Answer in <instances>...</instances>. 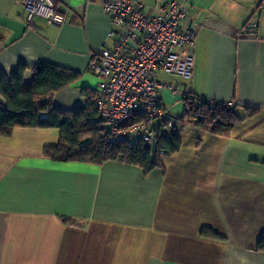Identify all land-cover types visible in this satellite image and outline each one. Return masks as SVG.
<instances>
[{"label":"crops","instance_id":"0c3cea01","mask_svg":"<svg viewBox=\"0 0 264 264\" xmlns=\"http://www.w3.org/2000/svg\"><path fill=\"white\" fill-rule=\"evenodd\" d=\"M174 1L197 29L191 79L158 75L177 88L160 90L165 112L178 115L189 93L258 111L228 137L185 124L178 151L147 173L47 158L56 128L0 136V264H264V0ZM54 2L65 21L26 24L20 0H0V70L23 63L26 84L39 61L77 73L51 100L68 111L97 95L89 63L112 40L102 0ZM247 22L253 37L239 34Z\"/></svg>","mask_w":264,"mask_h":264},{"label":"built area","instance_id":"2783aa9c","mask_svg":"<svg viewBox=\"0 0 264 264\" xmlns=\"http://www.w3.org/2000/svg\"><path fill=\"white\" fill-rule=\"evenodd\" d=\"M20 4L26 24L34 18L57 24L66 20L54 0H20ZM101 8L109 20L107 38L112 45L103 47L89 63L98 78L99 128L109 144L140 141L153 146L160 135L168 136L175 122L164 110L160 90L174 94L177 88L159 81L158 75L191 79L197 27L174 0L152 6L139 0H102ZM256 30V23L247 22L239 34L253 37Z\"/></svg>","mask_w":264,"mask_h":264},{"label":"trees","instance_id":"16d2710c","mask_svg":"<svg viewBox=\"0 0 264 264\" xmlns=\"http://www.w3.org/2000/svg\"><path fill=\"white\" fill-rule=\"evenodd\" d=\"M25 69L26 66L20 63L9 76L0 70V136H9L17 127L56 128L59 130L58 143L43 149L45 157L56 161L102 164L120 160L147 173L163 167L161 154L170 155L178 151L179 132L185 124L228 137L235 124L258 111V108L244 106L245 115L240 116L238 106H227L223 101H210L189 93L181 100V113L171 115L175 122L168 136L160 135L153 146L140 141L113 145L104 140L103 131L99 128L101 119L95 107L94 93L86 97L84 105L72 110L53 107V95L75 80L77 73L39 61L31 68V81L26 84L23 82ZM257 247L264 248V231Z\"/></svg>","mask_w":264,"mask_h":264},{"label":"rangeland","instance_id":"374dc122","mask_svg":"<svg viewBox=\"0 0 264 264\" xmlns=\"http://www.w3.org/2000/svg\"><path fill=\"white\" fill-rule=\"evenodd\" d=\"M161 75V74H160ZM163 75H161L160 77H162ZM165 77V76H164ZM159 79V78H158ZM162 80V79H161ZM180 110H178L180 113H181V110H182V102H180ZM176 112L175 114H178L179 115V112Z\"/></svg>","mask_w":264,"mask_h":264}]
</instances>
